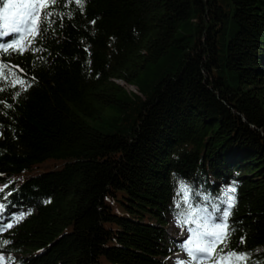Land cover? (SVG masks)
Masks as SVG:
<instances>
[{"label":"trees","instance_id":"obj_1","mask_svg":"<svg viewBox=\"0 0 264 264\" xmlns=\"http://www.w3.org/2000/svg\"><path fill=\"white\" fill-rule=\"evenodd\" d=\"M38 11L42 33L0 49L7 264H179L166 258L170 243L184 249L167 240L168 214L194 228L190 213L215 217L233 187L217 251L264 264V0H49Z\"/></svg>","mask_w":264,"mask_h":264},{"label":"snow or ice","instance_id":"obj_2","mask_svg":"<svg viewBox=\"0 0 264 264\" xmlns=\"http://www.w3.org/2000/svg\"><path fill=\"white\" fill-rule=\"evenodd\" d=\"M48 2L49 0H24L21 6L27 10L18 19L12 21L9 10L17 7L16 0H7V3H4V0H0V18L6 22L3 26L6 30H0V36L4 38L12 36L10 43H0V49L7 50L14 48L17 45V41L23 39L24 33L31 32L34 37L40 35L43 31L42 26L46 21L40 18L41 13L38 11V6L46 5ZM51 2L55 4L57 0H51ZM75 3L82 6L84 0H75ZM50 15V12H43V17ZM181 190L185 193L188 191L183 186ZM235 191L234 187L226 191L227 200L224 203L227 206L221 208L217 205L215 208L217 215L215 217L209 213L207 218L201 217L196 219L193 218L194 212L190 213L188 222L194 224L195 227L189 230V235L184 244L190 261H181L180 264H191L192 261H199L200 264H203L202 258H212L214 264H233V258L236 261L248 260L245 254H238L230 249L220 248L217 251L218 244L224 243L230 232L228 217L234 206L235 197L228 195V193H234ZM204 211H207V209H204ZM21 218L22 216L17 217L18 220ZM8 227H11V225H8ZM4 259L3 256H0V264H3Z\"/></svg>","mask_w":264,"mask_h":264},{"label":"rangeland","instance_id":"obj_3","mask_svg":"<svg viewBox=\"0 0 264 264\" xmlns=\"http://www.w3.org/2000/svg\"><path fill=\"white\" fill-rule=\"evenodd\" d=\"M121 84H123L125 87H127L129 90L138 91L135 85H131L129 83H126L124 80H117ZM114 208L116 209L117 206L114 204ZM208 213H206V216L204 218L208 217ZM214 217V215H213ZM168 225H167V234L168 238L167 240H170L172 238H177L179 243L185 244V241L189 235V228L184 227L181 231L179 230L181 226V221L174 216L173 214H168ZM15 219H12L11 222H14ZM184 240V241H183ZM169 249L171 250V254L169 256H166V258L169 259L170 262H176L179 263L181 261H190V257L187 255L185 248L184 249H176V245L173 243H170ZM200 255V254H198ZM203 264H210L209 258H202ZM3 264H7V261L4 260ZM191 264H200L199 261H192Z\"/></svg>","mask_w":264,"mask_h":264}]
</instances>
